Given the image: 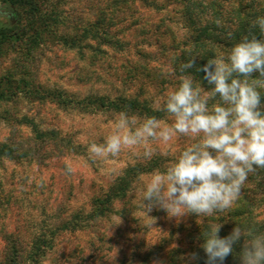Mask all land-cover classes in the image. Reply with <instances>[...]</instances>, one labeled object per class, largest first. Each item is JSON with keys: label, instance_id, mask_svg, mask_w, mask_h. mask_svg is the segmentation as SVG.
I'll return each instance as SVG.
<instances>
[{"label": "rangeland", "instance_id": "374dc122", "mask_svg": "<svg viewBox=\"0 0 264 264\" xmlns=\"http://www.w3.org/2000/svg\"><path fill=\"white\" fill-rule=\"evenodd\" d=\"M48 3L54 9L47 19L49 29L41 39L31 43L29 37L36 22L30 25L29 15L18 16L9 4L0 0V29L6 32L0 38V90L6 94L0 100V145L13 149L12 156L0 154V264L9 258V243H14L13 239L27 249L38 237L49 242L46 253L38 262L28 259L26 263L173 264L170 260L174 253L170 249L184 246L185 229L190 222L187 224L186 216L170 218L164 210L153 208L148 215L155 222L152 227H145L151 218L138 204L142 181L169 163L168 158L159 155L153 158L156 168L133 179L127 196L131 210L128 218L98 219L82 231L58 238L51 233L59 218L77 211L88 212L91 196L106 189L128 166L150 161L127 151L116 159L95 162L89 159V143H102L119 113L84 106L81 101L91 95L114 98L139 93L152 105L178 82L167 67L169 50L157 49L153 40L148 58L151 65L159 68L155 70L158 74L152 72L150 78L144 76L141 81L136 78L139 73L128 68L135 64L127 62L116 45L107 54L87 48L93 41L81 34L99 11L106 14L113 11L107 8V0ZM139 14L152 20L161 16L168 19L175 36L188 41L191 32L185 26L179 5L160 10L149 7ZM75 32L76 40L71 38ZM137 36L150 40L142 33ZM74 41L80 44V49L73 47ZM129 48L134 51V47ZM185 50L189 56L200 52L190 43ZM148 58L133 56V61ZM126 72H130L131 78L125 77ZM161 115L158 119L169 123L166 114ZM33 129L58 132L65 145L61 153L50 144L42 148ZM187 143V138L181 137L171 150L179 151ZM69 165L73 170L70 174L66 171ZM112 169L116 171L110 172ZM260 172L250 174L243 188L255 189L254 182L258 181V191H264V169ZM254 212L264 217V204L254 208Z\"/></svg>", "mask_w": 264, "mask_h": 264}, {"label": "clouds", "instance_id": "9594fccd", "mask_svg": "<svg viewBox=\"0 0 264 264\" xmlns=\"http://www.w3.org/2000/svg\"><path fill=\"white\" fill-rule=\"evenodd\" d=\"M256 28L264 37V16L256 17L247 34L203 65L210 89L187 72L199 55L180 63L177 85L152 104V110L165 113L169 123L155 115L141 118L121 112L102 143H89L88 157L94 162L116 159L125 151L144 160L157 155L169 159L138 189V204L147 215L153 208L177 219L226 212L239 200L249 175L264 169V38H257L252 31ZM181 137L189 143L173 152V143ZM66 171L72 173V167ZM149 217L148 228L155 222ZM221 226L212 223L203 233L206 264H222L241 237V264H264V231L255 224H237L222 238ZM191 259L197 256L192 254Z\"/></svg>", "mask_w": 264, "mask_h": 264}, {"label": "trees", "instance_id": "16d2710c", "mask_svg": "<svg viewBox=\"0 0 264 264\" xmlns=\"http://www.w3.org/2000/svg\"><path fill=\"white\" fill-rule=\"evenodd\" d=\"M48 1L1 0V2L9 4L18 13V16L29 15L30 25L34 23L33 21L36 22L37 26L29 37L31 43L41 39L49 29L47 19L50 18V13L54 9H51L52 5ZM107 4V8L113 11L108 14L106 11H99L97 18L93 22H87V27L81 34L82 38L93 41L87 46L90 51L107 54V50L113 49L112 46L116 45L117 48H120L119 51H123V55L125 54L126 61L135 64L128 68L139 73L136 78L141 81L144 76L150 78L152 72L158 74L155 70L159 68L151 65L148 58L150 49L153 47L151 44L153 40L157 49L163 52L169 50L170 58L167 67L177 76L176 82H178L179 65L189 57L185 47L189 43L193 44L200 52L199 56L195 58V66L187 69V72L192 74L195 81L200 82L206 90L212 86L205 79L203 65L214 53L222 49L226 50L241 36L247 34L251 22L256 17L264 16V0H107ZM169 5L180 6L181 12L185 16V26L191 32L188 41H181L175 36L167 22L168 19L161 16L152 20L139 14V11L149 7L160 10ZM252 31L258 39L264 38L258 28L252 29ZM229 32L232 33L231 39L228 38ZM140 33L150 40L138 38L137 35ZM153 35L154 38H151ZM5 36L6 32L1 28L0 38ZM75 36L76 32L71 38L76 40ZM77 41H74L73 47L80 49L81 46ZM102 45L106 47L102 48ZM131 46L134 47V51L130 50ZM133 56L147 57L148 59L133 61ZM197 68L201 70L197 71ZM124 75L131 78L130 72H126ZM253 75L259 76V73ZM152 80H148L149 83ZM4 98H6V94L0 90V100ZM81 102L84 106L118 113H132L141 117L155 115L159 118L162 116V112H154L147 97L139 93L117 95L114 98L105 95H91ZM34 131V137L38 139L42 148L50 144L60 154L65 147L60 141L59 133L55 130L50 133ZM38 152L36 155L39 154ZM11 153H13L11 147L0 145V154L12 156ZM156 163V159H153L146 163L138 162L128 166L106 189L91 196L88 212L77 211L68 217L59 218L51 230L53 237L58 238L68 232L82 231L98 219H109L113 216L122 219L128 218V213L131 210L127 206V196L134 177L151 172L157 167ZM260 173L259 169L257 174L260 175ZM254 185L255 189L243 188L239 200L226 212L215 213L204 218L197 217L195 214L187 215L185 221L190 224L185 229L184 246L177 245L170 249L174 253L170 262L173 264H206L207 255L202 248L203 233L208 231V226L212 223H221L222 226L218 234L222 238L230 235L237 224L241 226L255 224L260 231H264V217H260L259 213L254 212V208L257 209L264 204V191H258V181L254 182ZM12 241L14 243H9V258L4 259L3 264H29L26 263L28 259L38 262L44 257L49 243L44 237H38L26 249L21 242L18 243L15 239ZM243 241L244 238L241 237L240 241L233 245V253L229 254L222 264H241L239 253ZM175 254L179 255L175 256ZM192 254H195L197 259L192 260ZM217 264H221V262L218 261Z\"/></svg>", "mask_w": 264, "mask_h": 264}]
</instances>
